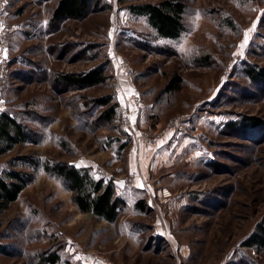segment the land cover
<instances>
[{
    "label": "rangeland",
    "instance_id": "rangeland-1",
    "mask_svg": "<svg viewBox=\"0 0 264 264\" xmlns=\"http://www.w3.org/2000/svg\"><path fill=\"white\" fill-rule=\"evenodd\" d=\"M58 1L0 0V100L35 140L0 155V173L35 176L0 213V264H48L52 253L56 264H264L245 243L264 218V80L247 71L264 72V0H183L178 38L117 0L54 21ZM93 68L107 79L79 88L61 77ZM107 95L119 104L111 123L97 119ZM176 118L159 142H139ZM26 156L105 172L126 200L117 221L81 212L68 183ZM133 169L126 192L119 179Z\"/></svg>",
    "mask_w": 264,
    "mask_h": 264
},
{
    "label": "trees",
    "instance_id": "trees-1",
    "mask_svg": "<svg viewBox=\"0 0 264 264\" xmlns=\"http://www.w3.org/2000/svg\"><path fill=\"white\" fill-rule=\"evenodd\" d=\"M135 14L145 15L149 24L155 29L159 37L178 38L185 30L184 13L186 3L183 0H160L158 2H140L138 0H117ZM91 5L108 6L106 0H59L53 9V20L63 18H81L85 15ZM247 71L253 78L264 80V72L257 71L251 66ZM63 81L71 83L79 88L91 86L104 82L107 78L103 68H93L83 73L61 74ZM180 78L175 76L167 85L166 89L173 91L178 89L176 84ZM99 105L105 107L97 116L98 121L111 123L115 120L118 102L110 96L96 99ZM29 128L11 111L4 109L0 114V155L8 153L17 144L35 142L28 132ZM28 163L37 168L41 161L30 157ZM16 161L10 160V164ZM44 169L68 183L73 193V201L81 212H91L98 218L108 222H116L121 208L126 204L125 198L118 192L115 181L97 178L91 167L78 166L66 160H44ZM35 176L24 170L15 169L14 166L5 168L0 173V213L3 212L11 202L17 200L25 187L34 181ZM138 205L144 206V201L139 200ZM246 240V245L255 247L264 252V218ZM45 263L56 264L59 260L58 253L43 255Z\"/></svg>",
    "mask_w": 264,
    "mask_h": 264
},
{
    "label": "built area",
    "instance_id": "built-area-1",
    "mask_svg": "<svg viewBox=\"0 0 264 264\" xmlns=\"http://www.w3.org/2000/svg\"><path fill=\"white\" fill-rule=\"evenodd\" d=\"M7 37L4 32H0V45L2 47L7 46ZM119 67L121 71L124 73L126 76H131L133 74V68L132 66L126 61V60H121L119 63ZM8 68V61L3 62L2 64V69L6 70ZM6 75L7 74H0V92L4 90L5 88V82H6ZM116 89H120L119 85H116ZM125 98L127 101L132 102V103H137L139 101V98L137 94H127L125 95ZM121 121L124 126L128 127L131 124V114L128 110H124L121 113ZM180 118H176L168 122L166 127L162 129L161 131H158L154 135H150L144 132H140L137 134V138L139 142H148V143H157L161 139L164 138V136L172 131L173 129L178 128L180 126ZM101 177L106 179L107 174L105 172H101ZM139 172L137 170H131L128 172V174L124 177H121L119 180L121 181V184L124 186L126 192H130L132 187L137 184L138 179H139ZM166 196V195H164Z\"/></svg>",
    "mask_w": 264,
    "mask_h": 264
},
{
    "label": "crops",
    "instance_id": "crops-1",
    "mask_svg": "<svg viewBox=\"0 0 264 264\" xmlns=\"http://www.w3.org/2000/svg\"><path fill=\"white\" fill-rule=\"evenodd\" d=\"M3 102H2V100H0V114H1V112L4 110V106H3ZM76 165H78V166H80L79 164H76ZM81 166H85V165H81Z\"/></svg>",
    "mask_w": 264,
    "mask_h": 264
}]
</instances>
